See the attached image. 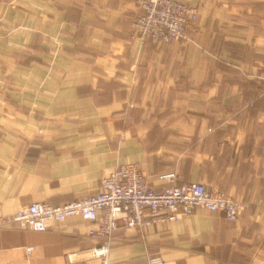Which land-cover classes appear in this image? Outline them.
Here are the masks:
<instances>
[{
    "label": "crops",
    "instance_id": "1",
    "mask_svg": "<svg viewBox=\"0 0 264 264\" xmlns=\"http://www.w3.org/2000/svg\"><path fill=\"white\" fill-rule=\"evenodd\" d=\"M181 1L198 31L142 43L134 0H0V217L92 195L133 163L155 189L175 173L246 206L122 218L109 264H264V0ZM93 227H1L0 264H102Z\"/></svg>",
    "mask_w": 264,
    "mask_h": 264
},
{
    "label": "built area",
    "instance_id": "2",
    "mask_svg": "<svg viewBox=\"0 0 264 264\" xmlns=\"http://www.w3.org/2000/svg\"><path fill=\"white\" fill-rule=\"evenodd\" d=\"M136 15L133 33L142 43L148 40L170 43L189 39L198 31L199 9L181 0H134ZM264 99V86L261 92ZM170 181L163 189L151 186L137 164L126 163L110 171L101 182L100 190L82 199L60 205L35 202L20 208L8 217L0 218L1 227H19L42 231L54 223L80 218L92 222L89 236L99 241L93 256L109 264L111 243L125 221L124 229L131 231L149 223L178 221L192 215L197 208L221 211L236 220L245 209L220 191L207 189L197 182L179 183L175 173L162 175ZM124 215V216H122ZM30 255L33 247H28ZM144 264H165L161 256H149Z\"/></svg>",
    "mask_w": 264,
    "mask_h": 264
},
{
    "label": "rangeland",
    "instance_id": "3",
    "mask_svg": "<svg viewBox=\"0 0 264 264\" xmlns=\"http://www.w3.org/2000/svg\"><path fill=\"white\" fill-rule=\"evenodd\" d=\"M192 33H193V32H192ZM192 33H191V34H192ZM0 218H1V217H0Z\"/></svg>",
    "mask_w": 264,
    "mask_h": 264
}]
</instances>
